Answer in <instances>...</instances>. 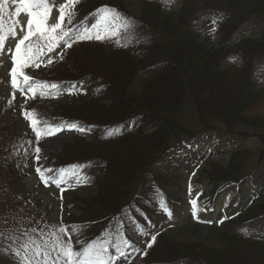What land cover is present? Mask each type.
Here are the masks:
<instances>
[{
	"label": "trees",
	"instance_id": "16d2710c",
	"mask_svg": "<svg viewBox=\"0 0 264 264\" xmlns=\"http://www.w3.org/2000/svg\"><path fill=\"white\" fill-rule=\"evenodd\" d=\"M230 3V5H232L229 6L230 12L224 16L223 22L218 27V31L220 33L219 42L214 45L209 44L205 40H200L198 38L199 34L190 27H180L179 29L178 27H176V29L173 28V30L170 31L169 35L172 36L171 38L169 35H167L169 38H167L168 44L166 47H163L161 45H144L141 47L140 51L131 53L122 49H115L110 55H114L123 59L127 58L128 61L133 64V70L135 71V74L140 71V69L141 71H150L151 75L148 77V80L140 81L142 86L148 84H151L153 86L156 83V81L154 80H157L159 77L161 78L162 75L167 74L170 70H175L176 73L178 71V74L180 71H182L181 74L182 76L185 74L183 78L184 82H186L188 85L189 91L191 86L195 84V80H198V78H200L204 74L206 63L211 59V71H214H208V73L211 74L214 78H221L223 80L222 84L226 83L227 81L231 82V84L239 83V86L237 87V89L239 88L238 94H240V98H243V101L239 104V106H237L238 110H236L235 115H232V119L230 121L226 119V116H224L225 118H223L222 116H203V111L200 110L199 105L197 104V108H195L197 113V123L202 127H206L211 124L210 121H218L220 123H223L224 127H226L229 132L231 131V126L235 125L253 128L254 130H264V118H261L262 125H260V122L257 123L258 119L251 118L245 114L248 111H252V106L247 109L249 106L244 105L246 104L247 100H252V93H259L260 91H262L255 89V85L250 82L252 81V69L250 61L252 55L264 49V31L262 33V38L260 39V41L257 40L258 42L251 38L239 37L240 29L247 20L251 19L252 17L256 18L257 20L264 18V0H245L241 3H238L235 0H231ZM162 26L166 27V24H163ZM178 32L180 33V37L178 35ZM175 37L178 38L176 41L174 40ZM235 38H237V40ZM186 43L194 45L196 48L199 47L197 49V52L195 53L196 55H193L194 60L192 58L195 64H193V62H191L190 59L187 58V55L184 54L183 49ZM174 47L181 50V53L185 55L184 59L181 58V55H177V62L175 64V59L170 60L166 56L168 51L175 50ZM81 52V50L77 51L68 68V72H70L69 74H71V77L73 79L87 77V75H85L86 71H82V73L85 74L78 75V71L76 70L75 62L79 58V53ZM99 52L103 53V51L100 49H95L93 51H88L87 49L84 50V54L92 59L95 58V54L96 57H100ZM102 55L109 57V54L106 53H103ZM232 59H234L235 62L230 63V61H233ZM151 60L154 61L155 64H152ZM89 69L94 70L91 67H87V70ZM89 80L95 82L91 77ZM95 83L100 84V82ZM111 96H114L115 99L113 105L106 108L105 112L103 111L105 115L108 111L116 108V91ZM126 97V99L128 100V104L130 105L137 102V97L134 94L131 95L129 93ZM189 97L194 99L192 94ZM91 107L98 108V104H93L92 106H90L89 104L80 105L76 107L62 106L60 112L63 118L73 121H81L88 128L97 129V133H99V130L107 129L110 128V126H114L124 122L128 118H131L130 115H145L147 119L149 118L154 122L158 123V121H160L163 124L162 127L160 126L152 134L145 135L144 130L141 129L138 130L134 135L147 136L146 138H149L150 140H160V142L158 141V145H154V147H152L153 149L151 150V159L154 158V156L156 158V155H158V153L162 152L167 147L166 143L168 141L170 133L175 136L176 134H178V132L183 133L184 130V128L180 129L181 125L177 121H172L171 119L167 118L172 110H164L162 112L160 111L155 114L149 113L147 115L146 113L141 111L142 109L140 107L130 106L129 110H127L125 114H119L121 119L116 121L113 118V113L115 112L114 110H112L113 116L110 117L107 121H101L98 119H90L88 116L83 115V112H85L86 110L89 111ZM57 109L58 108H54L52 109V111L56 112ZM128 113L133 114L129 115ZM47 116L50 118L54 117L52 115ZM106 117L108 116L106 115ZM247 118H251L252 120ZM131 136V134L122 135L116 140H109L108 138L101 136L99 138L98 144H93L95 145L94 147L84 148L83 145L86 146L89 144H78L74 147H71L70 150H67L68 152L65 153V157H63L62 159L54 157V162H57L58 159L60 162L64 163L87 161L86 159L81 158L74 159L72 153L75 151H80V154L75 156L81 157L83 151L90 150V153L94 154L97 153V151L105 145H115V142ZM77 146L79 148H76ZM107 148H109V146H107ZM149 159H144L140 164L133 163L124 167H119L120 169H123L122 171H126L123 172V179L120 184L115 185V189H108L107 182L102 178L103 173L101 174L97 170L96 180L98 181L97 186L99 187L98 195L101 194V196L92 198L91 201H89L90 198L84 199L87 200L86 202H83L82 200V205L84 206L85 211H83L85 214L84 220L106 221L105 226L108 228L112 227V225L115 224L117 226L123 225L124 227L125 217L130 220L131 218H133V221H135L137 220L135 217L136 211H148L149 209H144L143 201H145L149 197V191L143 187L137 186L135 180L139 178L138 173L140 169L146 166L145 163H147ZM244 159L245 158L242 155L234 153L232 155V160H230L229 164L225 168L223 166L217 165L216 163H208L206 173L208 174V178L213 179L212 181H214L215 185L214 194L209 202V205L213 203V199L218 195L216 194L218 182L229 181L240 183L241 181H243L241 178L235 176L240 173V170L243 167ZM90 160L92 161L96 159L92 158ZM105 166H107L106 162ZM127 170L128 172L130 171L129 174ZM144 177L145 180L148 181L147 177ZM140 185H143V183H141ZM138 197H143L141 199L142 202L141 200H138ZM254 199L255 204L248 208L244 214L239 215L236 220L231 222L230 225L225 224L219 227L212 226L205 228V238L207 237V240L211 242L210 245L206 244L204 246L206 247L205 249L208 251V253L205 254L204 252H202L201 246V249L199 247L198 249L195 247H191V243L193 244V242H188L187 249H185L184 247L180 249L178 248V245H181V241L170 238V243L174 244L171 245V247L176 249V253L172 255V258L158 256L162 253L160 249H158L157 253L154 256L150 255L147 262H143V264H186L191 262H186L189 259L193 262L203 260L205 262H208V264H233V259L230 253L233 247L238 245L243 246L244 249L253 250L251 251L252 256L251 260L249 261L251 262V264H264L262 263V261H264V240L253 239L242 233H235L231 228L233 225L243 226L247 223H252L264 216V190L258 193L254 197ZM162 243L163 241L161 242V244Z\"/></svg>",
	"mask_w": 264,
	"mask_h": 264
},
{
	"label": "rangeland",
	"instance_id": "374dc122",
	"mask_svg": "<svg viewBox=\"0 0 264 264\" xmlns=\"http://www.w3.org/2000/svg\"><path fill=\"white\" fill-rule=\"evenodd\" d=\"M199 0H189V3L195 8L196 4L198 3ZM67 0H51V4H52V11H59V7L61 4L66 3ZM83 0H76V3L74 5V7L71 9L74 13L76 11L77 8H80V11L83 10ZM129 6V4H128ZM15 7L16 5L14 3L9 2L8 0V7H7V12L4 13V24H3V32L0 33V35H3L6 37L5 40L9 39V33L7 31L8 27L12 25V21L16 20L18 21V23L16 24V28L18 27L19 30L16 31V40L12 43V46L14 47L15 50V44L18 42V40L21 38L22 36V32L20 31L21 28H24L26 30V21H27V15L26 13H21L19 16H15L13 15L15 13ZM137 4H131V6H129V10H127L129 13L133 14V15H138V11H137ZM202 12H205L203 10H200V12L198 13V15H200ZM82 13V12H81ZM197 15V16H198ZM155 15L153 13L150 14H145L144 16L141 15V19L148 21L150 24L153 23L159 27H161L162 31L164 33H170L166 30V28L162 27L159 25L160 21L163 18H160L158 16L154 17ZM152 20H151V19ZM209 16H204L203 18L199 19V23L204 26L206 25L207 21L206 19H208ZM52 18H50L51 20ZM153 19H156L153 21ZM91 22H94L91 21ZM91 22H89L88 24H90ZM152 24V25H153ZM169 24V22H168ZM206 28V27H204ZM252 25H247L244 30H248L251 29ZM254 30L255 32H257L260 29V26L255 27L254 26ZM160 29V28H159ZM178 35L180 37V33L178 32ZM178 38L175 37L174 40L176 41ZM93 41V40H92ZM90 47V46H87ZM11 48L10 44H6L5 46V51L1 54L0 53V108L2 112L6 113V116H11L12 118L14 117V115H16V117H19L22 121L19 124L17 122H15V126L16 128H24L27 129L28 126H31V123L27 120H25V117L23 114H19V112L17 111V107L22 103L20 102L21 100H23L25 97L24 95H27L28 98L31 97V93H21L19 91H17L16 89H13L11 86V79L10 77H8V73L5 69V67L8 69V67L10 66V64H12V60H11V56H8V52ZM175 48V47H174ZM199 48V47H198ZM197 48V49H198ZM84 50L85 49H81V53H79V57L80 55H84ZM184 50V54L187 55V58L190 59L191 62H193L194 57L196 54L195 53H190L188 50ZM89 51V50H88ZM59 53V52H56ZM56 53H49L48 55L52 57V59L57 55ZM100 57H96L95 54V58H101L106 62H110V61H114V60H121L124 61L126 63H130V74L129 77L127 79V81L125 82V84L119 88V89H114L112 91L108 90V85L111 86L112 84H106V83H100L98 84L99 86L103 85L104 86V90L103 92H105V95H113L114 92L116 91V95H117V104H116V108L112 109L114 110L115 113H113L112 110L107 112V116L106 121L109 120L110 117L113 116V118L117 121L120 118L121 113L125 114V112H127V110H129L130 106H137L140 107L142 110V112H146V113H152L155 114L157 112H162L164 110H172V112L169 113V115L167 116L168 119H172L173 121H178L182 124V126L188 127L190 129H195L198 128L199 126L197 125V116H196V109L197 108V104L199 105V108L203 114V116H209V117H219L222 116L223 118H225L224 116H228V117H232V115L236 113L237 106H239L240 103H242L243 98L239 97L240 94H238L239 88L237 89V87L239 86V83H235V84H231V82L227 81L224 84H221L220 86L213 84L214 78L212 75H210L209 78H207V82L209 84V87L205 90L202 91V93H195L197 92V88H196V83L194 85L191 86L190 91L188 89V85L186 82H184V75L182 76V71L179 72L178 71L176 73V71L174 70V75L176 77V79H178V81L181 84L178 83L179 85V99L177 102L175 103H169L168 105H166V107H162V108H158V107H153L151 104L148 103V96L151 95L152 93L155 92L157 85L159 84V86L161 85L163 89H165L166 91H168L166 89V84L165 82H163V79H166V76L163 77H159L156 81V83L152 86L151 84L142 86L140 82L136 81L135 79V71L133 70V64L131 62L128 61V59H123V58H119L116 57L114 55H110L108 56H103L101 52H99ZM184 54L181 53V50H179L178 48H175V50L172 51H168V53L166 54V56L168 57V59H175L174 64L177 62V55H181V58L184 59ZM91 55V54H90ZM193 58V60H192ZM128 61V62H127ZM152 61V60H151ZM47 63V57H45L44 62L42 64H46ZM152 64H155L154 61L151 62ZM193 64H195V62H193ZM207 64V63H206ZM89 67V66H88ZM34 67H30L27 70L31 71ZM207 71H211L212 66H206ZM98 73L99 71L96 70ZM96 71L89 69L86 70L87 73H89L90 75H93L95 73H97ZM214 70H212L211 72H213ZM85 72V71H84ZM205 73V72H204ZM165 75V74H164ZM264 77V75H263ZM135 79V80H133ZM199 79V78H198ZM148 80V79H146ZM146 80H140V81H146ZM168 80V84L171 87H178L177 86V82H172V79H167ZM189 82V81H188ZM106 84V85H105ZM260 86L264 88V79H262V83H260ZM131 91V92H129ZM175 92H178V88ZM13 93H15V99H13ZM131 95H135L137 97V102L133 103V104H128V100L126 99L128 94ZM192 94V96L194 97L191 98L189 97ZM253 95V96H252ZM243 96V95H242ZM63 99L65 101H68L71 97L72 94L68 93L65 96H62ZM221 97L220 101L219 98ZM252 100H247L246 104L249 106L247 109H249L252 106V111H248L247 113H245L247 116L251 117V118H256L258 119L257 123L260 122L259 124L262 125L261 118H264V91H260L259 93H252L251 94ZM125 98V100H124ZM12 101L13 103V108L15 110V113H13L12 111H6V107L7 105L5 103H7L8 101ZM73 101V100H72ZM100 102H104L105 100L102 98L99 100ZM213 101V103L211 102ZM103 104H106L103 103ZM103 104H98V108L97 107H91L89 111H85L83 112V115L87 116L88 114H90V111L93 109H96L97 111H106V107ZM171 104V105H170ZM113 113V114H112ZM105 115V116H106ZM117 117V118H116ZM251 118H247L252 120ZM214 123L217 126L220 125H224L223 123H217V122H211ZM236 128H234V130L239 131V138L237 137L236 142L231 141L229 142V144H234L236 143V146L248 149L252 154H251V158L250 161L244 166V169L246 168L247 171H252L253 168L255 167V162L257 159V156H259V153L263 151V145L262 143L264 142V130H253L251 128H242L240 126H235ZM180 129H183L182 127H180ZM83 137L85 138L86 141H91L92 140V136L84 131H80L79 129L76 128V130L74 129H70V130H63L61 133H59L58 135L54 136V137H43L41 144H43V147H46L52 151H59L61 149V147L63 146V144L68 143L66 146H70L73 143H76V141L71 142L74 138L76 137ZM147 136H131L126 138L128 139H133V140H150L149 138H146ZM71 142V143H69ZM120 141L115 142V145H105L103 147L100 148V150L97 151V153H90V150H85L82 152L81 157H77L75 155L80 154V151H75L73 152V156L74 159H92L95 158L96 160H98L100 163L96 164L99 166V172L102 174L103 173V178L104 175L106 176L107 179H109V183L111 186L113 185H119L120 182L123 179V169H120L119 167H116L115 165H109V163L111 162L108 158V154L110 151H115L117 154H121V147H120ZM137 142V141H136ZM135 142V143H136ZM138 143V142H137ZM65 146V147H66ZM95 145L90 144L89 145H83L84 148H92ZM107 146H109V148H107ZM111 146V147H110ZM223 146L225 147V141L223 142ZM76 148H79L78 146ZM150 148V147H149ZM70 148H68L67 150H70ZM153 149V148H151ZM65 150V151H67ZM92 151V150H91ZM150 149H148V153ZM92 154V155H89ZM37 153L35 152V149L33 150L32 154L30 156H28V158L26 159V164H25V169H26V174H28V176H24L25 178L22 179V181L20 182V186H23V189H20L19 191H23L22 192V196L18 195V202H20V199L24 200L25 203L23 204V208H28V207H32L35 206L36 208H39L41 211L40 216H43L44 214L49 218L48 220L52 223L51 225H47V226H42V222L38 221L35 222L33 221L34 218V214L31 213V211H29L26 215H24L23 209L19 206V205H15L14 207V211H15V218H13L10 214H6L5 218L7 220V225H8V230H10L11 228H15L13 227L16 226H20V225H26V226H31V227H36V226H40V227H46L48 230H54L57 227H62L63 225V221L66 218V216H68L69 213H74L75 215L78 214L79 211H74V212H69L68 209L73 205L74 209L76 208L77 202L81 201L84 198L81 197H90L89 201H91L92 198H96L98 195L95 191V187L93 186H73L71 185V181L72 179H66L65 181H63V183L60 185V187H57L55 183H49L48 185H45L43 183V181L40 179V174L37 173L36 168L39 166H42L43 164V160H44V155L43 153L40 151L39 153V161H37L36 159ZM221 159H223V157H220ZM110 161L109 163H107L108 165L105 166V162ZM226 160V159H225ZM143 159H138L136 160L134 163L136 164H140L142 163ZM225 161H222L221 164H225ZM109 166L111 168H109ZM204 166L200 167L198 166L197 168H194L192 171V176L188 179V188H193L191 190V192L195 193V196H190V201H188L187 205H189V207H187V209L185 210V208L182 207V211L183 212H191L192 211V206H191V200L194 198H198V196L200 195L201 191L203 190H207L209 188L208 186V182L205 179V174H204ZM109 172L111 175V178H108L110 175H106V173ZM128 172V170H127ZM130 172V171H129ZM128 172V174H129ZM203 172V173H202ZM59 179V178H58ZM105 180L108 183V180ZM186 180V179H185ZM185 180L183 181V183H185ZM194 184V186H193ZM68 185V186H67ZM109 189V188H108ZM73 197H77V201L75 199V202L72 201ZM67 198L71 199V205L66 203ZM87 200H83V202H86ZM80 207V205H78ZM33 209V207H32ZM24 215V216H23ZM165 217L170 216L171 213L169 212H165L164 213ZM179 215H176V218H178ZM220 217V213L217 214V216L215 217L216 219H218ZM184 222L180 223V224H175V227L173 226L174 224L171 223L167 226L162 225L161 226V231L164 232L165 235L168 236V238L163 239V243L161 244L160 251L162 252L160 255L158 256H163V257H168V258H172V255L176 253V249L172 248L170 243V238H173L177 241H181V245H178V248H185L187 249L188 246V242H193V244L191 243V247H195L198 249V247L201 249L202 247V252H204L205 254L208 253V251L205 249L206 247H204L206 244L210 245V241L207 240V237L205 238V231L202 230V223L199 222H195V223H187V219L188 217H183ZM213 220V221H217V220ZM264 219V218H263ZM13 224H11V223ZM185 223V224H184ZM251 227L247 228L245 231L246 232H261L264 230V220L260 223V221H257L253 224H249ZM180 227H184V228H180ZM258 234V233H255ZM205 238V239H204ZM203 240V241H202ZM198 241H202V242H198ZM201 246V247H200ZM190 248V247H189ZM157 250H155V248H153L151 250L150 253L151 256H154L157 253ZM184 249V250H185ZM140 253H135L133 254L131 257L128 258H123L121 261L116 262L117 259H114V263L112 264H118L119 262H127L128 264H137L139 262V258L138 255ZM156 256V257H158ZM206 256V255H205ZM155 257V258H156ZM2 262H12V260L9 258V256H7L5 254L4 259H1ZM262 263H264V261H262ZM186 264H197V263H186ZM198 264H207L206 262H199ZM247 264H251V262H248Z\"/></svg>",
	"mask_w": 264,
	"mask_h": 264
},
{
	"label": "snow or ice",
	"instance_id": "6c2138e0",
	"mask_svg": "<svg viewBox=\"0 0 264 264\" xmlns=\"http://www.w3.org/2000/svg\"><path fill=\"white\" fill-rule=\"evenodd\" d=\"M16 4L15 13L19 16L21 13H26V30L21 28V38L15 44V50L11 54L13 66L11 67V86L13 89H19L23 94L31 93L34 97L37 90L40 89L41 96H47L50 93L45 89H58L56 83L33 85L32 77L25 74V69L30 67L39 68L47 57V64L51 65L53 59L49 53H56L58 48H71L74 43L80 41H115L118 47L123 46L122 38L135 36L139 38L138 32L132 20L122 16L117 10L110 7H103L96 10V15L93 17L94 22L88 25L81 23L77 27H73V19L75 13L71 10L76 0H67L59 7L58 18L52 16L51 0H12ZM8 0H0V33L3 32L4 13L7 12ZM98 16V18H96ZM222 20L215 21L220 24ZM18 21L13 20L12 25L7 31L11 36H15L16 24ZM65 24L68 26L65 27ZM218 30V29H217ZM5 36L0 35V50H3V42ZM62 60L63 53H56ZM78 84H69L68 91H75ZM15 99V93H13ZM12 101L10 100L9 103ZM24 117L31 122L32 131L35 133L37 143L42 136H52L62 129L53 128L51 126H39L42 122L39 121L31 111H25ZM69 127L75 128L76 125ZM80 131L85 129L80 128ZM40 148L36 147V159L39 161ZM89 167L91 165H88ZM80 166H74V169ZM40 174V179L45 185L55 183L57 187L63 183L64 176L61 173L59 179L46 177L41 168H36ZM48 172H53V169H47ZM72 175L76 176L77 182H87L90 178L84 175L81 178L80 174L75 170ZM193 214L197 207V200H191ZM160 207L164 208V202L161 201ZM77 228L79 226H76ZM145 237L150 236V240L146 241V246L151 247L156 241V235L151 234L146 228L141 229ZM76 234L74 229L67 227H57L54 230H48L46 227H31L20 225L11 228L8 231H0V252L9 256L13 264H111L112 257L109 255L108 242H90L84 240L81 242L79 235L73 240V235ZM127 247V242H124ZM116 251L120 255H124L121 247L115 246Z\"/></svg>",
	"mask_w": 264,
	"mask_h": 264
},
{
	"label": "bare ground",
	"instance_id": "6f19581e",
	"mask_svg": "<svg viewBox=\"0 0 264 264\" xmlns=\"http://www.w3.org/2000/svg\"><path fill=\"white\" fill-rule=\"evenodd\" d=\"M184 49L188 50L190 53H196L197 48L194 45H190L186 43L184 45ZM130 64V63H129ZM128 63L121 61V60H114L110 62H106L101 58H89L87 55H80V57L75 62L76 70L78 71V75H82L85 73H82V71H86L87 67L93 68L95 71L98 70L99 73H95L93 75H90L86 72L85 75L90 76L93 78L95 82L100 83H111L112 85H108V90L112 91L114 89L121 88L125 82L127 81L129 74H130V66ZM212 64L211 59L207 62L206 66H210ZM206 68V67H205ZM205 73L197 80H195L197 92L195 93H202L203 90L207 89L209 87V84L207 82V78L210 77L211 74L206 71ZM166 76V79H163L162 81L165 82L166 91L162 88V86L159 84L156 87V90L154 93L148 96V103L151 104L153 107H166L169 103H175L179 99V84L182 85L176 79L174 75V70L168 71L167 74L162 75L161 77ZM214 78V77H213ZM167 79H172V82H177L178 87H171L168 84ZM223 80L221 78L215 77L213 84H216L220 86L222 84ZM178 88V92H175ZM221 97L219 98L220 101ZM213 103V101H211ZM170 104V105H171ZM90 119H98L101 121H106V116L102 111H97L96 109H93L90 111V114L87 115ZM226 119L230 121L232 118L226 116ZM138 143H137V142ZM160 140H133V139H121L120 140V147H121V154H117L115 151H110L108 154V158L110 161L106 160V163H109V165H115L117 167H124L126 165L133 164L136 160L140 159H149L151 157V153H148V149H150L149 152H151V148L154 147V145H158ZM136 142V143H135ZM150 147V148H149ZM108 165V164H107ZM109 166V168H111ZM106 175H110L108 178H111V175L109 172L106 173ZM103 178V177H102ZM104 180H106V176L104 175ZM107 186L109 189H115L116 186H111L109 183V179ZM253 250L250 249H244L243 246H235L233 247L230 255L233 259V264H247L251 260L252 252Z\"/></svg>",
	"mask_w": 264,
	"mask_h": 264
},
{
	"label": "clouds",
	"instance_id": "9594fccd",
	"mask_svg": "<svg viewBox=\"0 0 264 264\" xmlns=\"http://www.w3.org/2000/svg\"><path fill=\"white\" fill-rule=\"evenodd\" d=\"M232 62H235V61H232Z\"/></svg>",
	"mask_w": 264,
	"mask_h": 264
}]
</instances>
